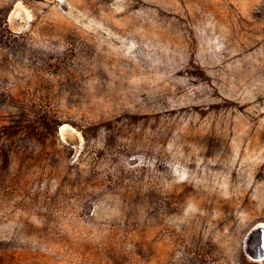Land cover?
Returning a JSON list of instances; mask_svg holds the SVG:
<instances>
[{"label": "rangeland", "instance_id": "obj_1", "mask_svg": "<svg viewBox=\"0 0 264 264\" xmlns=\"http://www.w3.org/2000/svg\"><path fill=\"white\" fill-rule=\"evenodd\" d=\"M263 235L264 0H0V264H264Z\"/></svg>", "mask_w": 264, "mask_h": 264}, {"label": "bare ground", "instance_id": "obj_2", "mask_svg": "<svg viewBox=\"0 0 264 264\" xmlns=\"http://www.w3.org/2000/svg\"><path fill=\"white\" fill-rule=\"evenodd\" d=\"M22 4V3H21ZM20 5V4H19ZM65 132V131H64ZM66 135V134H64ZM63 135V136H64ZM259 225V224H258ZM257 225V227H258ZM263 226V225H261ZM260 229H262V227H260ZM253 230H254V227H253ZM252 231V230H251ZM251 233V232H250ZM264 256V235H263V238H262V241H261V245L260 247L258 248V250H256V254H255V257H262ZM262 259V258H261ZM257 260V259H256ZM259 260V259H258Z\"/></svg>", "mask_w": 264, "mask_h": 264}]
</instances>
